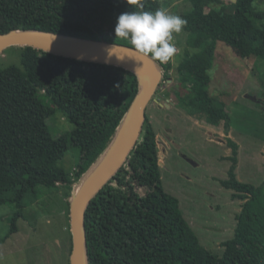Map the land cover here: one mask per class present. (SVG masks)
<instances>
[{
    "label": "trees",
    "instance_id": "trees-1",
    "mask_svg": "<svg viewBox=\"0 0 264 264\" xmlns=\"http://www.w3.org/2000/svg\"><path fill=\"white\" fill-rule=\"evenodd\" d=\"M212 1L189 0L193 9L183 17L190 46L198 52L186 53L176 69L183 87L189 86L177 103L196 119H200L197 113L204 116L210 126L222 122L227 131L229 114L222 111L223 104L221 109L215 105L206 90L215 45L222 42L264 61V12L253 7L256 0L230 1L231 10L210 8ZM162 2L0 0V34L37 31L132 49L115 37L118 16L125 11L155 12L162 9ZM18 49L19 64L0 68V204L6 202L14 209L9 234L17 232L25 197L37 199L57 183L75 192L109 148L140 91L138 76L121 67L28 46ZM154 63L164 82L172 71L171 60ZM48 103L55 105L71 131L31 149L50 131L47 117L38 109ZM227 146L231 166L221 184L242 204L233 238L222 243V255L200 244L178 199L163 189L156 133L146 117L136 148L86 208L87 264H264V182L256 187L238 181L239 147L231 140ZM69 149L70 171L61 165ZM136 187L146 193L141 196Z\"/></svg>",
    "mask_w": 264,
    "mask_h": 264
},
{
    "label": "rangeland",
    "instance_id": "rangeland-1",
    "mask_svg": "<svg viewBox=\"0 0 264 264\" xmlns=\"http://www.w3.org/2000/svg\"><path fill=\"white\" fill-rule=\"evenodd\" d=\"M162 1V9L182 18L193 9L189 0ZM230 1L213 0L209 6L231 10ZM253 7L264 12V0H256ZM189 40L190 34L184 28L173 34L177 52L171 59L172 71L161 81L147 106L146 117L156 133L163 189L178 199L182 215L200 244L213 254L222 255V243L233 238L235 216L242 204L233 200L232 191L221 184L231 166L228 141L239 147L236 179L256 187L264 182V61L216 42L206 90L215 105L221 109L223 104L222 111L226 109L229 114L227 132L222 122L218 127L210 126L204 116L197 113V120L177 103L178 97H185L181 91L189 86L183 87L176 69L186 53L198 52ZM16 48L0 55V68L19 64L20 49ZM48 104L38 109L47 117L50 131L31 144V149L71 131L55 105ZM71 154L69 149L61 163L68 171L73 164ZM109 186L116 189L115 184ZM135 189L141 196L146 193V189ZM75 194L76 190L72 193L57 183L54 190L40 193L37 199L25 197L23 217L16 224L17 232L12 234L13 206L1 203L0 264H70L69 210Z\"/></svg>",
    "mask_w": 264,
    "mask_h": 264
},
{
    "label": "water",
    "instance_id": "water-1",
    "mask_svg": "<svg viewBox=\"0 0 264 264\" xmlns=\"http://www.w3.org/2000/svg\"><path fill=\"white\" fill-rule=\"evenodd\" d=\"M25 46L80 61L121 67L136 74L140 82V91L112 141L113 143L116 140L112 152L93 177L80 188L77 195L72 196L70 202L72 244L70 264H87L83 222L86 208L136 148L146 119L147 106L156 94L162 81V74L151 58H141L134 50L118 45L37 31H12L0 34V55L9 48Z\"/></svg>",
    "mask_w": 264,
    "mask_h": 264
},
{
    "label": "clouds",
    "instance_id": "clouds-1",
    "mask_svg": "<svg viewBox=\"0 0 264 264\" xmlns=\"http://www.w3.org/2000/svg\"><path fill=\"white\" fill-rule=\"evenodd\" d=\"M137 2L138 0H127L128 4ZM186 25V19L164 9H157L155 12L125 11L117 18L114 34L123 42L130 43L141 58H151L164 64L177 52L172 43L173 34L180 33Z\"/></svg>",
    "mask_w": 264,
    "mask_h": 264
},
{
    "label": "bare ground",
    "instance_id": "bare-ground-1",
    "mask_svg": "<svg viewBox=\"0 0 264 264\" xmlns=\"http://www.w3.org/2000/svg\"><path fill=\"white\" fill-rule=\"evenodd\" d=\"M116 144V140L112 143L109 150L104 154V156L95 164V166L90 170V172L86 175L82 183L77 187L76 194L80 190V188L90 179L93 177V175L100 169V167L103 165V163L106 161L110 153L112 152L114 146Z\"/></svg>",
    "mask_w": 264,
    "mask_h": 264
},
{
    "label": "crops",
    "instance_id": "crops-1",
    "mask_svg": "<svg viewBox=\"0 0 264 264\" xmlns=\"http://www.w3.org/2000/svg\"><path fill=\"white\" fill-rule=\"evenodd\" d=\"M160 107H164V106H160ZM164 108H167L168 109V106H165ZM196 119V118H195ZM198 120V119H197Z\"/></svg>",
    "mask_w": 264,
    "mask_h": 264
}]
</instances>
